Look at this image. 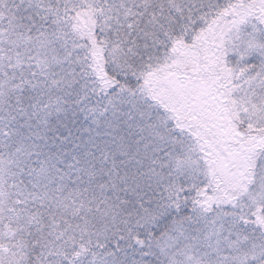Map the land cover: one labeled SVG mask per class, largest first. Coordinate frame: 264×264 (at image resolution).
<instances>
[{
  "label": "snow or ice",
  "instance_id": "1",
  "mask_svg": "<svg viewBox=\"0 0 264 264\" xmlns=\"http://www.w3.org/2000/svg\"><path fill=\"white\" fill-rule=\"evenodd\" d=\"M0 264H264V0H0Z\"/></svg>",
  "mask_w": 264,
  "mask_h": 264
}]
</instances>
